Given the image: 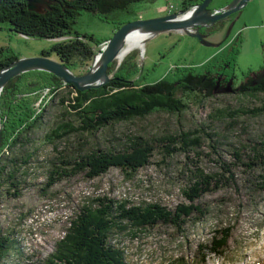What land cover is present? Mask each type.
Segmentation results:
<instances>
[{
    "label": "rangeland",
    "instance_id": "374dc122",
    "mask_svg": "<svg viewBox=\"0 0 264 264\" xmlns=\"http://www.w3.org/2000/svg\"><path fill=\"white\" fill-rule=\"evenodd\" d=\"M218 4L216 0L212 7L216 8ZM192 8L184 11L181 0H146L133 3L130 13L110 14V20L100 18L94 12H82L73 30L92 34L100 41L95 44L80 37L93 48L94 56L89 61L73 59L77 65L71 71L78 76L87 73L106 46V40L118 30L116 24L175 13L186 16ZM191 31L196 32V27ZM200 33L210 44L185 29L154 33L143 47L129 52L123 61L117 57L109 65V81L122 71H126L130 80L137 84L157 82L178 67H192L203 72L208 65H217L238 48L235 76L236 81L241 82L249 70L257 71L264 64V0H249L232 15L202 27ZM72 39V36L55 39L27 37L11 31L7 22L0 23V48H4L5 55L16 54L19 58L40 56L42 50L53 44ZM49 57L62 62L54 53ZM233 89L231 85L216 89L214 96L202 101L193 93L187 97L184 94L189 106L182 114L158 110L148 117L101 130L93 137L85 133L70 136L68 141L76 143L81 138L84 152L91 147L119 149L135 135L150 139L192 130V137L200 139V147H192L187 152L177 151L171 156L156 151L151 162L132 176L119 168H112L93 179L85 178L83 173L65 177L45 194L50 162L64 152L68 143L65 139L58 141L56 149L55 143L47 141L45 135L64 117L68 103L76 97L71 87L59 89L47 106L44 124L31 135L32 141L27 149L37 148V152L29 164L27 180L21 184L22 195L18 198L4 196L0 203V228L17 241L16 250L2 264H41L54 250L56 241L65 234L70 220L93 199L104 196L130 199L135 205L142 201L158 202L175 209L188 202L183 189L188 187L197 167L205 173L229 176L230 172L224 171V164L236 163L237 149L248 156L249 150L243 148L245 144L264 141V94L242 95ZM39 103L37 101L36 105ZM239 108H247L248 114H219L216 110ZM11 153L6 151L3 157L6 159ZM231 169L238 185L204 194L197 203L209 212L202 220L191 217L184 232L170 224L149 229L128 226L125 232H115L113 238L126 248L129 264H264V192H256L251 181L242 186L245 179H254V174L245 166L237 163L231 165ZM257 173H264V169ZM228 227L231 228V237L224 254H212L206 246L215 233Z\"/></svg>",
    "mask_w": 264,
    "mask_h": 264
},
{
    "label": "trees",
    "instance_id": "16d2710c",
    "mask_svg": "<svg viewBox=\"0 0 264 264\" xmlns=\"http://www.w3.org/2000/svg\"><path fill=\"white\" fill-rule=\"evenodd\" d=\"M44 1L31 9L29 5L32 0H0V23L7 22L11 31L27 37L55 39L72 36L70 41L57 42L49 49L42 50L41 55L49 57L54 53L73 70L77 65L73 59L89 61L94 56L93 48L80 37L95 44L100 41L92 34L73 30L82 12H94L100 18L110 20V14L119 11L130 13L133 3L146 0ZM202 1L181 0L182 8L186 11ZM231 1L217 0L218 6L214 8L211 3L210 9H220ZM125 23L116 24V29ZM238 52L239 49L235 48L231 56L223 58L213 67L208 65L203 72H197L192 67H178L157 82L147 84L133 83L126 71L116 74L105 85L87 90L66 84L54 73L41 69L25 71L11 78L0 94V203L4 196L18 198L22 195L21 184L27 180L29 164L37 152V148L27 149L32 141L31 135L44 124L47 106L59 89L71 87L76 97L71 99L72 103H68L64 117L45 135L47 141L55 143L56 149L58 141L65 139L68 142L64 152L61 151L50 162L45 194L65 177L83 173L85 178L93 179L108 173L112 168H119L132 176L151 162L156 151L171 156L177 151L187 152L192 147H200V139L192 137V130L150 139L135 135L129 137L122 148L106 150L91 147L84 152L81 138L77 143L68 139L74 134L84 133L93 137L101 130L135 118L148 117L158 110L182 114L189 106L184 94L187 97L193 93L202 101L214 96L216 89L229 84L234 87V92L242 95L264 94V64L257 71L249 70L241 82L236 81L235 55ZM17 59L19 57L16 54L5 55L4 48H0V70ZM37 101H40L38 106ZM216 110L219 114L231 115H246L249 112L247 108ZM212 136L209 134L213 139ZM243 148L249 150V155H243V151L237 149L235 164L245 166L248 172L254 174V179H245L241 184L247 186L251 181L256 192H264V173H257L259 169H264V141L248 142ZM6 151L12 153L5 159L3 156ZM11 164H15V167H10ZM235 164H224V171L230 172L229 176L217 172L205 173L197 167L188 187L183 189L188 202L179 204L175 209L158 202L142 201L135 205L130 203V199L118 200L108 196L89 201L70 220L65 234L56 241L54 250L41 264H129L126 248L113 238L115 232H125L128 226L149 229L160 224H170L179 232H184V226L191 217L202 220L209 212V209L197 203L204 194L221 187L238 185L231 171V165ZM230 237L231 228L220 230L213 235L206 248L214 255H222ZM16 243L11 234H4L0 228V264L16 250Z\"/></svg>",
    "mask_w": 264,
    "mask_h": 264
},
{
    "label": "water",
    "instance_id": "95a60500",
    "mask_svg": "<svg viewBox=\"0 0 264 264\" xmlns=\"http://www.w3.org/2000/svg\"><path fill=\"white\" fill-rule=\"evenodd\" d=\"M40 1L41 3H38ZM248 1L249 0H232L228 5L213 11L210 9V5L213 0H203L201 3L193 6L191 9L192 14L188 19L180 20L177 18V13H175L146 20L139 19L126 22L110 39L107 40L106 46L99 52V55L101 56L100 63L97 66H95L94 63L87 73L79 76L74 75L63 62L56 61L47 56L40 55L35 57L19 58L0 70V94L3 87L11 78L25 71L34 69L52 72L56 76L63 79V81L67 84H73L80 90L100 87L102 84L107 83L110 80L107 72L109 65L117 57L122 55L123 43L133 28L143 27L150 32L143 44H145L147 39L154 33L173 29H185L187 33L200 37L204 43L208 44L209 42L204 39V35H201L200 29L205 26L213 25L218 20L232 15L242 9ZM43 3H45L44 0H32L29 7L31 9H35ZM193 27H196V32L191 31ZM1 135L2 125L0 117V144Z\"/></svg>",
    "mask_w": 264,
    "mask_h": 264
},
{
    "label": "bare ground",
    "instance_id": "6f19581e",
    "mask_svg": "<svg viewBox=\"0 0 264 264\" xmlns=\"http://www.w3.org/2000/svg\"><path fill=\"white\" fill-rule=\"evenodd\" d=\"M191 14H192V12H190L186 16H183V15L179 14L177 16V18L180 19V20L188 19L191 16ZM188 29H190V28H188ZM149 34H150V32L147 29L143 28V27L142 28L141 27L133 28L130 31L129 35L127 36L126 40L123 43L122 55L120 56V61H123L124 58L127 56V54L129 52H131L132 50H134L135 48L143 47L144 40L146 39V37ZM100 61H101V56L97 55V57L95 59V66H97L100 63Z\"/></svg>",
    "mask_w": 264,
    "mask_h": 264
}]
</instances>
